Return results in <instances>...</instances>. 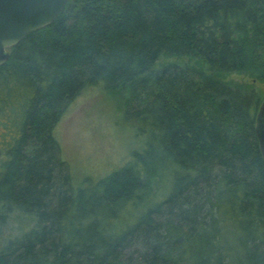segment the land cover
I'll use <instances>...</instances> for the list:
<instances>
[{
	"label": "trees",
	"instance_id": "trees-1",
	"mask_svg": "<svg viewBox=\"0 0 264 264\" xmlns=\"http://www.w3.org/2000/svg\"><path fill=\"white\" fill-rule=\"evenodd\" d=\"M9 53L0 65V264H264L255 134L264 98L223 79L264 83V0H68ZM184 56L195 66L155 68ZM99 82L124 95L144 146L74 187L54 131ZM143 200L122 227V213Z\"/></svg>",
	"mask_w": 264,
	"mask_h": 264
},
{
	"label": "rangeland",
	"instance_id": "rangeland-1",
	"mask_svg": "<svg viewBox=\"0 0 264 264\" xmlns=\"http://www.w3.org/2000/svg\"><path fill=\"white\" fill-rule=\"evenodd\" d=\"M167 62H195L187 57L160 58L155 68ZM224 81L233 88L254 87L264 98V83L248 74L230 73ZM124 95L110 93L102 82L87 86L68 105L54 134L67 161L74 187L94 181L121 167L129 156L144 146V137L137 135L134 125L123 115ZM162 185L153 187L159 194ZM142 202L128 206L121 215V225L142 210ZM6 230L3 233L5 236Z\"/></svg>",
	"mask_w": 264,
	"mask_h": 264
},
{
	"label": "water",
	"instance_id": "water-1",
	"mask_svg": "<svg viewBox=\"0 0 264 264\" xmlns=\"http://www.w3.org/2000/svg\"><path fill=\"white\" fill-rule=\"evenodd\" d=\"M67 1L0 0V65L27 34L50 25ZM255 134L264 157V99L257 109Z\"/></svg>",
	"mask_w": 264,
	"mask_h": 264
}]
</instances>
